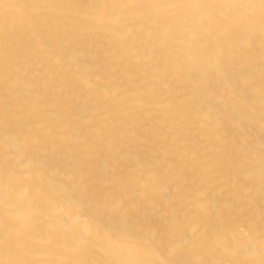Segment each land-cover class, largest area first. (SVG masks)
I'll return each instance as SVG.
<instances>
[{
	"label": "bare ground",
	"instance_id": "bare-ground-1",
	"mask_svg": "<svg viewBox=\"0 0 264 264\" xmlns=\"http://www.w3.org/2000/svg\"><path fill=\"white\" fill-rule=\"evenodd\" d=\"M0 264H264V0H0Z\"/></svg>",
	"mask_w": 264,
	"mask_h": 264
}]
</instances>
